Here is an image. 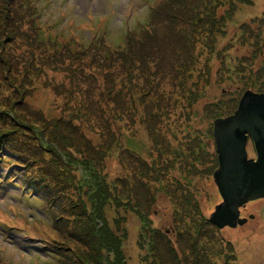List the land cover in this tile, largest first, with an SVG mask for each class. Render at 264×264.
Masks as SVG:
<instances>
[{"label": "rangeland", "instance_id": "374dc122", "mask_svg": "<svg viewBox=\"0 0 264 264\" xmlns=\"http://www.w3.org/2000/svg\"><path fill=\"white\" fill-rule=\"evenodd\" d=\"M162 1L0 0V18L5 17L7 24L8 17L13 24L18 21L21 33L5 42L7 51L0 50L6 58L0 60V69L31 66L34 60V73L27 82L20 67L10 79L15 86L22 85L18 94L15 86L6 89L0 79V264L52 261L43 248V239L52 234V222L43 204L41 189L48 181L40 162H53L52 150L58 148L46 143V138L54 139L42 122L27 119L28 125H22L24 118L16 120L17 115L30 113L49 120L75 117L72 124L62 120L59 125L71 142L62 144L78 158L93 153L95 172L113 188L105 216L119 219L122 247L127 246L125 264H264V198L239 208L246 222L235 228L218 229L209 220L221 203L212 178L218 167L213 124L232 115L245 92L264 94V0L262 8L258 0H251V6L240 5L231 18L218 19L215 27L221 32L215 38L195 35L187 46L193 58L180 66L186 73L178 76L185 78L183 84H192V94L181 93L179 82L172 83L175 74L165 70L156 107L157 97L139 70L138 84L129 83L130 94L122 90L124 86L111 92L107 87L127 67L120 62L129 51L126 36L143 40L150 7ZM222 13L217 11L218 17ZM162 35L174 40L169 33ZM4 36L0 34V41ZM91 40V51L86 55L80 51L78 65H70L72 54L87 48ZM20 56L21 63H16ZM141 86L147 88L138 93ZM143 94L144 104L137 101ZM247 154L255 159L250 140ZM50 179L65 225L79 241L83 230H90L83 224L87 214L79 217L84 211L78 204L82 202L87 210L90 206L86 198L74 197L73 181L59 178L51 184ZM80 194L85 196L84 191ZM254 236H259L257 242L252 241ZM68 240L70 245L62 248L70 254L76 240L71 235ZM98 246L84 251L79 244L73 264L91 257L104 262ZM151 247L157 260L148 253Z\"/></svg>", "mask_w": 264, "mask_h": 264}, {"label": "trees", "instance_id": "16d2710c", "mask_svg": "<svg viewBox=\"0 0 264 264\" xmlns=\"http://www.w3.org/2000/svg\"><path fill=\"white\" fill-rule=\"evenodd\" d=\"M252 2L253 1L251 0H163L157 6H151V18H149L146 21V24L143 26V28L146 29H144V32L140 37L143 40L138 41L137 38L130 34L126 36L127 49H129V51L120 56V62L127 67L119 72V74L122 75L119 80H115V78L112 81V84H109L110 86L107 87L109 88L108 91L111 92L110 89L116 90L117 87L124 86L122 90H124L127 94H130L129 83L133 82L134 84H138V81L135 77L137 71L139 70V74H141L143 79L147 81V86L150 85L152 87L153 96L157 97L156 102L158 105L156 107H159L161 102V99L158 95L160 94V82L164 79V71L168 70L169 74H175V78L172 79V83L175 80L179 82L177 87L179 88L180 92L185 95L186 92L192 94V92H190L191 88H193L192 84L185 85L183 84V82H185V78L180 79L178 77L181 73L184 75L186 73V70L180 66H187L191 62V58H193L191 55L193 54V50L187 48L191 39H193L195 35L201 34L206 35V37L210 39L215 38L216 35L221 32V30H216L215 27L218 19L224 20V17L231 18L238 12L240 5L251 6ZM219 10H222L223 13L218 17L217 11ZM3 15L6 16L4 13ZM15 18L20 19L16 14ZM5 19V17L0 18V34L1 36L5 34L7 35V37L4 36L6 41H0L1 51L8 50V47H5V42H7L9 38H13L12 35H21L19 32V25H16V23L18 24V21L13 24L11 23L12 18L8 17L9 22L7 24ZM164 25L165 27L163 28ZM207 28L209 29V32L206 31ZM162 33H169L171 36H173L174 40L172 42L170 39L164 40ZM178 34L180 35L178 36ZM92 45H94V42L91 40L87 48L79 50V52H77L78 50H75L77 53L73 52L74 54H72L71 58L68 59V61H70V65H78L80 51H83L84 55H86L85 53H88L93 48ZM22 57L23 56H20V58L16 60V63H21L20 60ZM0 60L5 62L6 58H3L0 54ZM99 61L102 62L103 60L99 58ZM32 64H34L33 59L31 66L29 63L26 66H18L23 68L24 73L22 80L25 82H27L26 80L28 75L34 73ZM140 66H143V68ZM5 67H7V65H5ZM18 67L17 65L16 67H12L10 65L8 69H0V79L3 80L6 89L10 90L11 87L15 86L14 83L10 81V79L16 74L15 69ZM146 68L150 69L147 71ZM174 71H177V73ZM147 86H141L139 89H137L138 93H143V90L147 88ZM174 86H176V84H174ZM15 87L17 94L23 90L21 88V84H17ZM122 92L123 91H121V93ZM103 97L104 95H102V98ZM137 101L144 104V94L140 95ZM17 104H20V102L17 101ZM73 110L75 109L73 108L72 111ZM13 114L15 113L13 112ZM4 115L6 119L9 117L7 112ZM40 117L41 116L39 115H35V113L27 114V116L21 114L17 115L16 120L19 121V119L24 118L23 120L26 121L22 122V125H28L27 119L31 121L33 120L36 124L42 122L44 131L51 134L52 138L54 139L51 141V139L46 138V143L51 148L50 142H53L55 148H58L56 149L55 153H53V150L51 149V158L54 160L53 162L48 163V161H46L44 165L43 162H40L42 163V166L45 167L44 172L46 174V179L44 180L48 181L47 186H44L43 189H41L44 191L45 196L43 204L47 206L48 211L46 214L49 216V219L52 222V234L47 235V239H43V248L46 252V256L50 254L52 255V261L56 260V263H53L52 261H43L42 264H73V260L79 254V244H81V247L84 249V251L87 250V247L92 248V246H96V244H98V248L100 249V257H103L104 260V262H96V257H91L86 258L87 260H81L80 264L82 262L84 264H125V252H123V250L126 249L127 246H124V249L122 247L124 240L120 238L121 236L119 234V219L110 218L108 220L105 216L106 207L109 205V201H112L114 198V196L113 198L111 197V194H113V188L111 189L109 187L111 185H108L107 182L104 181L103 177L101 175L99 176L95 172L94 166L97 159L92 156L93 153H89L84 155L82 158H78L71 154L66 145L62 144L64 141L69 144H71V142L67 136L62 133L63 129L59 128V125L63 122L62 120L72 124V121L75 117L70 116V119L67 120H61L60 117L53 120H49L46 117L40 119ZM3 122H5V120H3ZM50 130H52V133ZM39 141L42 144V139ZM17 150L21 151L20 149ZM57 153H59L63 159L62 157H59ZM87 157H92L93 159L88 160ZM74 166L79 168L77 169L76 167L74 169ZM60 167L62 170L59 169ZM49 170H52L53 173H49ZM75 171H77V173L72 175V172ZM80 171L83 173V176L81 173H79ZM47 173H49V175H47ZM49 178H51V184L58 182L59 178L61 180L73 181V188L75 189L76 193L73 194L74 197L77 200H83V198H86V201L90 206L89 210H87L82 202H79L78 204V207L84 211L79 217L83 218L84 213L87 214V216H85L83 219L85 220L83 224L88 225L90 230V232L83 230L86 233V237H84V233L83 237H81L79 241L76 238L75 231L70 230L69 228L67 229V225H65V215H61V201H59V198L54 197V186L49 185ZM82 191H84L85 196L80 194ZM62 211L65 213V210ZM102 215L105 216L104 219L106 222H104ZM78 233H80L79 230H77V234ZM87 234H92V236L89 237L88 235L87 237ZM70 235L72 236L73 241L76 240V243H74L77 247H73L74 251L69 254V250H65L62 247L65 245H70L68 240ZM131 248L132 245H130L129 253L131 252ZM64 251H67V253H62ZM148 253L151 258L157 260L158 256L156 257V252L152 247L149 248ZM79 257L84 258V255H79Z\"/></svg>", "mask_w": 264, "mask_h": 264}, {"label": "water", "instance_id": "95a60500", "mask_svg": "<svg viewBox=\"0 0 264 264\" xmlns=\"http://www.w3.org/2000/svg\"><path fill=\"white\" fill-rule=\"evenodd\" d=\"M212 132L218 162L212 178L221 203L209 220L218 229L235 228L246 222L239 208L264 198V94L245 92L234 113L217 119ZM249 140L255 159L248 158Z\"/></svg>", "mask_w": 264, "mask_h": 264}, {"label": "bare ground", "instance_id": "6f19581e", "mask_svg": "<svg viewBox=\"0 0 264 264\" xmlns=\"http://www.w3.org/2000/svg\"><path fill=\"white\" fill-rule=\"evenodd\" d=\"M258 2H259V7L260 8H262L263 7V3H262V0L260 1V0H258ZM246 150H247V148H246ZM220 196V195H219ZM258 235V234H257ZM259 237V236H258ZM258 237H256V236H254L252 239V241H255V242H257L258 241ZM260 239V238H259ZM254 244H258V243H254Z\"/></svg>", "mask_w": 264, "mask_h": 264}, {"label": "flooded vegetation", "instance_id": "af4514ba", "mask_svg": "<svg viewBox=\"0 0 264 264\" xmlns=\"http://www.w3.org/2000/svg\"><path fill=\"white\" fill-rule=\"evenodd\" d=\"M247 146H248V143H247ZM247 146H246V148H247ZM239 216H240V215H239ZM239 218H241V216H240Z\"/></svg>", "mask_w": 264, "mask_h": 264}]
</instances>
